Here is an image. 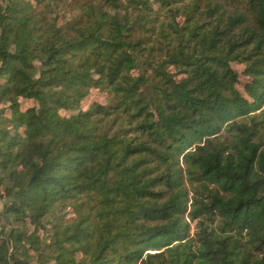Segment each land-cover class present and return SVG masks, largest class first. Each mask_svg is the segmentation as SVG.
Masks as SVG:
<instances>
[{
	"label": "trees",
	"instance_id": "obj_1",
	"mask_svg": "<svg viewBox=\"0 0 264 264\" xmlns=\"http://www.w3.org/2000/svg\"><path fill=\"white\" fill-rule=\"evenodd\" d=\"M1 200L0 264H264V0H0Z\"/></svg>",
	"mask_w": 264,
	"mask_h": 264
},
{
	"label": "rangeland",
	"instance_id": "obj_2",
	"mask_svg": "<svg viewBox=\"0 0 264 264\" xmlns=\"http://www.w3.org/2000/svg\"><path fill=\"white\" fill-rule=\"evenodd\" d=\"M60 21L63 20V19H71L72 17V11L70 12L69 10H65L62 11L60 14ZM234 68L239 72V73H242L245 71V67L243 65H233ZM247 81V78L244 77H241V82L242 84L245 83ZM240 84L239 85V88L241 90H243V85ZM95 99V100H98L100 102H102L103 100L100 99L97 94H94L92 96V100ZM91 101L87 102V106L89 105ZM31 105L30 102L28 103H25L24 104V107L27 108ZM70 112H67V113H64V115H69ZM3 200L0 201V212L3 210ZM63 215H68V214H63ZM69 217V215H68ZM47 221L48 219L44 220L43 222V228H40L38 230V232L35 233V228L32 227L31 225L27 226L25 229H27V233L28 235H31V234H38V237L40 238L39 240V246L41 248V250L39 252H33L31 257H27L26 258V261H27V264H53L52 260L50 257H52L54 255V246L52 245L53 241H52V237H53V232L51 231V227L50 224H47ZM187 222H190L189 219ZM59 222L58 220H55L54 222V225H58ZM2 229V224H0V231ZM194 233V226L191 225V234ZM30 241H25V243H23V249L25 250L28 245H29ZM41 257H43V260H40ZM79 258V257H78ZM25 259V258H24Z\"/></svg>",
	"mask_w": 264,
	"mask_h": 264
}]
</instances>
